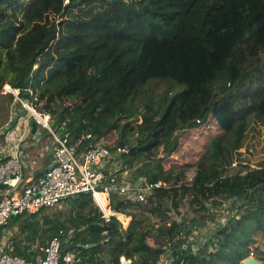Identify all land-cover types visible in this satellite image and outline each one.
<instances>
[{"label": "trees", "instance_id": "16d2710c", "mask_svg": "<svg viewBox=\"0 0 264 264\" xmlns=\"http://www.w3.org/2000/svg\"><path fill=\"white\" fill-rule=\"evenodd\" d=\"M64 1L0 0V93L30 89L79 151L87 134L117 135L107 146L115 161L168 188L151 207L112 198L130 217L125 229L87 193L62 200L63 217L16 215L10 254L31 260L35 243L63 230L64 250H80L76 264H158L167 246L187 244L191 224L227 204L215 234L170 264H242L250 252L264 264V250H251L264 240V159L252 167L239 151L252 125L264 127V0ZM207 125L215 132L194 138ZM171 155L183 164L166 169Z\"/></svg>", "mask_w": 264, "mask_h": 264}, {"label": "built area", "instance_id": "2783aa9c", "mask_svg": "<svg viewBox=\"0 0 264 264\" xmlns=\"http://www.w3.org/2000/svg\"><path fill=\"white\" fill-rule=\"evenodd\" d=\"M66 3L68 0L64 1V4ZM27 91L29 94L21 98L18 90L7 84L1 90V93L13 96L14 103L21 108L18 110H24L25 115L20 117L21 131H18L19 133L11 131L6 135L7 141L12 143V148L9 158L0 162V184L6 186L0 190V226H6L12 214L16 216L46 210L79 193L91 195L106 221L112 216L119 220L117 216L119 213L112 210L113 196L125 203L130 202L142 207H151L156 204V192L168 188L166 183L151 182L142 175H136L134 169L121 167L115 161V155L110 152L109 148L105 144L94 142V137L91 140L90 134L83 137L89 142L83 150L79 151L80 142L72 144L68 132L56 131L52 127L51 113L48 110L37 112L39 105L37 97L30 89ZM31 120L36 121L37 125L51 136L55 165L34 179L24 180L20 144L29 134ZM118 151H124V149H118ZM227 207L224 206L227 214L224 215L220 210L214 218L205 222V226L191 228L185 245L195 248L196 251L206 240L210 239L216 229L226 222L227 215H231ZM210 212L216 211L210 208L206 215ZM221 213V217L217 216ZM192 218L193 215L190 214L189 220ZM63 236L64 231L58 230L45 246L39 248L41 255L37 260H26L16 255L1 253L0 264H76L80 250L72 247L64 250L68 240ZM64 241L65 245L62 246ZM171 247L167 246L158 264L172 262ZM60 252L64 253L61 261L59 260ZM247 258H254L253 253L250 252ZM246 259L242 261V264ZM129 263L130 260L120 258V264Z\"/></svg>", "mask_w": 264, "mask_h": 264}, {"label": "rangeland", "instance_id": "374dc122", "mask_svg": "<svg viewBox=\"0 0 264 264\" xmlns=\"http://www.w3.org/2000/svg\"><path fill=\"white\" fill-rule=\"evenodd\" d=\"M162 88L161 85H159L157 87V92H160V89ZM6 97H3L2 95H0V121L2 119H4L6 117L7 112L9 111V107H11L10 103L12 104V102H9V95H5ZM16 105V106H15ZM14 110L13 111H17L18 109H21L20 106H18L17 104L14 103L13 105ZM43 111V107L42 105L39 106L38 105V109L37 112H42ZM51 113V111H49ZM51 116L53 117L54 115L51 114ZM17 123V122H16ZM213 132H215V128H210V125L205 126V128H203L202 130H199L194 132L193 136L194 138H200L203 136H207L210 134H213ZM117 141V135L115 134H111L109 135L106 139L101 140L100 143L101 144H105L108 147H114V145L116 144ZM183 152H186V149H182ZM242 154H243V158H245V162H247V164H249L250 166H257L258 164H260V162L264 159V127L263 126H259V125H252L249 130H248V135L246 138V141L244 143V147H242L239 150ZM182 152V154H183ZM161 152H157V158H161ZM164 167L166 169L170 168V166H172L173 164H183L181 160H177V156L176 155H171L170 157L166 158L165 160L162 161ZM235 164V163H234ZM234 164L232 166H234ZM140 165V164H138ZM194 174V170L193 169H188L187 173H186V178L187 180H191ZM225 207H227V204L224 205ZM224 206H216V209H218L219 211L221 210L222 213L225 215L227 214V209L224 208ZM215 210V209H213ZM129 211H132L129 209ZM65 210L63 207V204H59L54 208L48 209L46 210L47 214H50L51 216L54 215H61L63 217ZM221 214H218L217 216L221 217ZM185 220H189V215H190V211H187L185 213H183ZM122 227L125 229L127 228L129 222H130V217L125 216L123 214H118L117 215ZM152 223H158L159 220L157 218H151ZM205 226V225H204ZM14 227V228H13ZM14 229V230H12ZM19 228L18 226H10L9 223L7 224L6 230L4 229L2 232H4L3 236L4 238L2 240H0V254L1 253H7L10 254V251L13 248V244L14 242L19 240ZM10 234V235H9ZM208 235V234H207ZM151 243V240H148ZM41 244L35 243L34 246L36 248H38V246H40ZM255 246H260L263 250H264V240H258V242L256 244H254V246L251 248V250L255 253L254 247ZM257 255V254H256Z\"/></svg>", "mask_w": 264, "mask_h": 264}, {"label": "crops", "instance_id": "0c3cea01", "mask_svg": "<svg viewBox=\"0 0 264 264\" xmlns=\"http://www.w3.org/2000/svg\"><path fill=\"white\" fill-rule=\"evenodd\" d=\"M0 95L6 97L5 95L9 94L0 93ZM12 101L13 100L10 102ZM10 105L11 107L8 108L9 111L6 114V117L0 121V162L9 158L10 149L12 148V143L10 144V142L7 141V133L11 131H21L20 111L18 110L17 113L16 111H13L14 101L12 104L10 103ZM10 120H12V124H10ZM20 146V158L24 180L34 179L49 169V166L55 162L52 152V138L48 132L39 125H37L34 133H31L30 127L29 134L25 137ZM4 229L6 230V227ZM3 230H0V240L4 238ZM39 248H36L35 246L30 248V252L33 254L31 260L39 259L38 257L41 255L40 250H37Z\"/></svg>", "mask_w": 264, "mask_h": 264}, {"label": "water", "instance_id": "95a60500", "mask_svg": "<svg viewBox=\"0 0 264 264\" xmlns=\"http://www.w3.org/2000/svg\"><path fill=\"white\" fill-rule=\"evenodd\" d=\"M24 97H26V95ZM19 115L20 116H24L25 115V111L24 110L20 111L19 112ZM12 123L13 122L10 121V124H12ZM30 127H31V133H34L36 131V128H37L36 121L31 120L30 121ZM123 149H124L123 143L120 141L119 142V150H123ZM134 151H135V147H132V148L129 149V152L128 153H130L131 155H133L134 154ZM54 165H55V162L52 163L49 166V168H52ZM5 187H6L5 185L0 184V190H3ZM113 198L115 199L116 197L113 196ZM14 217L15 216L12 214L11 217H10V220L14 219ZM199 225H200V222L197 221V222L191 224V228H194L195 226H199ZM4 228H5L4 225H1L0 226V230H3ZM184 231L186 233L187 232V229H185ZM64 245H65V241L62 243V246H64ZM178 252H180V253H193V252H195V248L190 247V246H186V245H182V246L174 245V246L171 247V254H172V257L173 258H176V256L178 255ZM63 254H64L63 252H60V255H59V260L60 261H61V259L63 257ZM243 264H262V262L259 261V260H256L255 258H247L243 262Z\"/></svg>", "mask_w": 264, "mask_h": 264}, {"label": "bare ground", "instance_id": "6f19581e", "mask_svg": "<svg viewBox=\"0 0 264 264\" xmlns=\"http://www.w3.org/2000/svg\"><path fill=\"white\" fill-rule=\"evenodd\" d=\"M108 213H110V211H108Z\"/></svg>", "mask_w": 264, "mask_h": 264}]
</instances>
